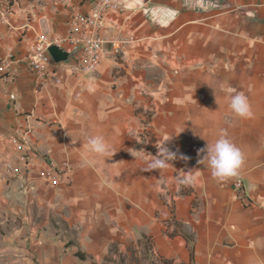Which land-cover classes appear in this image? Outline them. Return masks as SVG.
I'll list each match as a JSON object with an SVG mask.
<instances>
[{"label": "crops", "instance_id": "1", "mask_svg": "<svg viewBox=\"0 0 264 264\" xmlns=\"http://www.w3.org/2000/svg\"><path fill=\"white\" fill-rule=\"evenodd\" d=\"M0 1L12 5L0 19V59L12 52L19 67L15 80L0 79V131L31 125L34 146L25 161L0 139L7 253L27 264H134V243L147 240V256L161 264H264V0H122L124 10L104 23L108 37H131L133 46L85 75L66 71L62 83L40 86L25 60L29 45L42 33L65 34L93 0ZM64 49L79 58L77 46ZM233 90L248 97L251 119L231 114ZM221 130L245 156L227 182L198 163ZM97 134L116 151L106 160L90 152ZM165 139L177 159L144 171L132 153L150 159ZM50 159L71 168L70 184L48 179ZM187 171L196 183L176 184ZM163 186L176 192L172 204Z\"/></svg>", "mask_w": 264, "mask_h": 264}, {"label": "built area", "instance_id": "2", "mask_svg": "<svg viewBox=\"0 0 264 264\" xmlns=\"http://www.w3.org/2000/svg\"><path fill=\"white\" fill-rule=\"evenodd\" d=\"M15 1V0H13ZM124 10L122 0H93L91 8L87 12H76L72 15L65 34L48 35L42 33L29 45L25 60H27L38 86L47 85L50 78L56 84L62 83L61 74L70 72L77 75H85L94 70L97 65L107 57H115L132 47L134 39L125 35H115L111 38L107 35L105 18L110 12H121ZM12 5L8 2L0 1V19L6 20L10 17ZM111 43L107 48L105 44ZM57 46L64 49L66 45L77 46L80 56L76 60L56 61L53 59L49 48ZM18 60L12 52L0 59V79L11 82L15 80L19 73L16 65ZM38 90V89H36ZM33 127L26 125L11 133L0 131V139L8 146L15 147L21 159L27 161L30 154L34 152V146L25 134L31 133ZM143 142L151 149L157 147L151 136L144 131L142 133ZM27 163V162H26ZM48 179L53 183L64 181L71 182V168L60 166L56 161L50 159L47 162ZM10 171L13 168L9 167ZM240 187L241 182L235 184ZM162 198L167 204H172L176 192L171 191L167 186H163L160 191Z\"/></svg>", "mask_w": 264, "mask_h": 264}, {"label": "clouds", "instance_id": "3", "mask_svg": "<svg viewBox=\"0 0 264 264\" xmlns=\"http://www.w3.org/2000/svg\"><path fill=\"white\" fill-rule=\"evenodd\" d=\"M88 91L94 92L95 85L92 82L88 84ZM228 108L231 114L236 118L251 119L254 115L249 99L241 92L230 94L228 101ZM170 139V138H169ZM165 139L158 148V155H153L150 159H143L144 150H139L132 155L135 159H141L144 164V171L151 170H165L169 167V162L177 159V153L170 151L167 147V141ZM90 152L97 157H102L105 160L112 157L116 152L115 149L106 141L103 135L97 134L91 136L88 141ZM202 153L199 164L207 166L211 175L218 182H227L232 179H236L240 176L241 169L245 162V156L243 151L237 147L230 139L227 138V134L224 130H221L218 137L212 143H206V146L199 150ZM182 159H187L181 156ZM188 174L178 177L175 183L181 186L194 185L197 181V177L193 176L189 171ZM165 181L161 180V184Z\"/></svg>", "mask_w": 264, "mask_h": 264}, {"label": "rangeland", "instance_id": "4", "mask_svg": "<svg viewBox=\"0 0 264 264\" xmlns=\"http://www.w3.org/2000/svg\"><path fill=\"white\" fill-rule=\"evenodd\" d=\"M0 228V233H1ZM7 241L4 239V236H0V264H27L30 263V260L17 255L14 253H7L5 247L7 246ZM132 251V256L129 258L134 264H161L160 257L155 256L153 260L149 259L147 256L144 246L134 243V249Z\"/></svg>", "mask_w": 264, "mask_h": 264}, {"label": "water", "instance_id": "5", "mask_svg": "<svg viewBox=\"0 0 264 264\" xmlns=\"http://www.w3.org/2000/svg\"><path fill=\"white\" fill-rule=\"evenodd\" d=\"M49 51L53 57L54 60L56 61H64L67 59V52L65 51V49L59 48L55 45L51 46L49 48Z\"/></svg>", "mask_w": 264, "mask_h": 264}, {"label": "trees", "instance_id": "6", "mask_svg": "<svg viewBox=\"0 0 264 264\" xmlns=\"http://www.w3.org/2000/svg\"><path fill=\"white\" fill-rule=\"evenodd\" d=\"M143 246H144V248H145V250L148 252L149 250H150V248H151V245L149 244V242L147 241V240H145L144 242H143ZM151 264H153V263H151ZM164 264H169V262H168V260H165L164 261Z\"/></svg>", "mask_w": 264, "mask_h": 264}]
</instances>
